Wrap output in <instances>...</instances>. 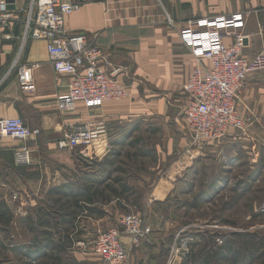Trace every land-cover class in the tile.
<instances>
[{"label":"crops","instance_id":"1","mask_svg":"<svg viewBox=\"0 0 264 264\" xmlns=\"http://www.w3.org/2000/svg\"><path fill=\"white\" fill-rule=\"evenodd\" d=\"M17 2L21 4V0ZM260 9L264 10V0H97L84 3L78 12L66 18L64 28L68 33L96 34L95 42L109 55L108 70L127 86L129 96L92 108L78 104L74 112L65 115L58 112L55 98L65 91L69 77L54 72L45 41L30 40L21 49L20 62L38 66L32 70L35 92L25 93L19 87L17 68H12L19 42L14 37L3 38L4 34L17 36L22 31L21 26L16 27L21 16L13 10L9 25L0 26V118L19 116L32 131L26 143L32 147L33 163L37 154L56 148V141L67 122L103 121L113 125L150 119L155 125L163 126L166 138L172 141L178 131L173 130L172 118L187 104L183 84L194 68L207 64L196 57L184 41L187 21L193 20V28L202 33L217 32L220 42L226 45L234 42L235 34H241L245 37L241 53L251 58L264 40V18L260 16ZM219 17L229 19L230 25H221ZM205 19H209V24L203 22ZM236 107L247 127H252L250 131L240 133L230 129L221 140L203 142L198 146L203 154L216 155L215 159H221V155L222 159L229 160L226 153L236 154L235 149L239 147L248 156L257 155L255 140L259 148H264V72L245 80ZM102 139L96 146V152L100 154L109 142L110 134L103 135ZM179 140L186 143L182 135ZM20 144L8 137H0V264H16L18 253L24 258V264L32 263L33 251L38 252L40 259H48L49 251L55 254L57 248L30 249L31 235L22 223L34 201L30 196L32 190H28L34 185L37 187V183L49 191L65 192L70 187L55 182L57 178L51 184L50 175L60 173L56 169L44 168L39 179L22 175L25 166L18 167L13 162L14 149ZM71 194L76 196V192L66 191L67 196ZM166 194L167 191H155L153 199H163ZM14 196L18 199H13ZM21 201H28V204ZM156 236L148 235L137 247L130 246L129 239L123 236L131 253L126 264H139L140 261L141 264L142 261L143 264H167V249L165 253V248L155 241ZM18 237L21 239L19 244L15 242ZM61 253L58 251L57 254ZM74 258L71 264H102L89 250L78 249ZM54 259L49 261L68 264L56 255Z\"/></svg>","mask_w":264,"mask_h":264},{"label":"rangeland","instance_id":"2","mask_svg":"<svg viewBox=\"0 0 264 264\" xmlns=\"http://www.w3.org/2000/svg\"><path fill=\"white\" fill-rule=\"evenodd\" d=\"M260 16L264 18L262 9ZM104 124L103 135L110 134V139L101 154L96 146L103 135L86 156L78 148H53L23 167L22 175L34 179L42 176L44 168L59 170L50 175L51 184L54 178L68 184L65 193L76 192V201H87L86 191H99L93 201L100 202L93 205L96 213L90 218L88 212H79L73 223L63 222L65 209L60 207L68 201L65 194L50 195L39 183L28 190L34 201L22 223L31 235L30 249L57 248L55 254L47 253L48 259H40L33 251L31 264H53L49 259L55 255L71 264L78 249L94 253L93 241L107 230L116 229L122 240L123 236L129 239L120 224L124 214L140 217L151 229L148 235H157L155 241L165 253L167 249V264H264V148H259L258 141L257 155L248 156L236 147V154L226 153L229 160L221 155L215 159L216 155H205L191 144L183 111L172 118L173 130H178L172 141L166 138V129L150 119ZM180 135L186 138L185 144L180 143ZM155 191L167 194L155 200ZM148 235L138 245L129 239V245L139 246ZM173 247L181 253L170 261ZM20 255L16 264L25 263Z\"/></svg>","mask_w":264,"mask_h":264},{"label":"built area","instance_id":"3","mask_svg":"<svg viewBox=\"0 0 264 264\" xmlns=\"http://www.w3.org/2000/svg\"><path fill=\"white\" fill-rule=\"evenodd\" d=\"M88 1L97 0H21V4H17V0H0L1 27L9 25L13 10L21 16V33L3 35L5 39L14 37L19 42L12 68H17L20 89L25 93L35 92L32 70L38 66L21 63V49L30 40H43L54 72L69 77L65 91L55 98L58 112L64 115L74 112L78 104L92 108L129 96L127 86L108 70L109 55L95 42L96 34L86 31L68 33L64 28L66 18L78 12ZM9 5L14 8L8 9ZM219 20L223 26L230 25L226 17H219ZM167 21L172 22L169 18ZM203 22L209 24V19ZM193 23V20L187 21L183 30L184 41L193 54L207 64L194 68L183 84L187 100L183 119L191 144L199 146L206 141L225 138L230 129L244 132L248 128L237 110L236 101L245 80L264 71V40L259 51L248 58L241 53L245 38L241 34H235L234 42L226 45L220 42L217 32L202 33L193 28ZM105 129L103 121L67 122L56 141V148H78L79 154L86 156ZM31 135L32 131L19 116L0 118V137L21 143L13 152L15 166L31 163L32 147L26 143ZM120 224L132 245H138L151 232L150 227L133 214L122 215ZM92 244L94 253L104 263L125 264L128 260L126 243L116 229L100 233ZM178 252L181 253L180 248H172L170 261Z\"/></svg>","mask_w":264,"mask_h":264},{"label":"trees","instance_id":"4","mask_svg":"<svg viewBox=\"0 0 264 264\" xmlns=\"http://www.w3.org/2000/svg\"><path fill=\"white\" fill-rule=\"evenodd\" d=\"M22 25V21L20 20L18 24H16L17 29L19 28V26ZM49 194H56L58 196L65 194L64 197H67L68 201H63V204L61 205L60 208H64L65 209V215L63 216V222H71L73 223L75 219H73L75 216H77L79 214V212H88V213H96V209L93 205H97V203H100L99 201H93L94 198H98L99 197V191L96 192H90V191H86L84 193V195L86 196L87 201H76V196H73V194H71L70 196H67L66 193L63 190H59V189H54V190H50ZM61 197V196H60ZM71 210V211H70ZM68 215L70 216V219L66 218L65 216ZM49 224V223H47ZM60 244V243H59ZM60 246H62V244H60Z\"/></svg>","mask_w":264,"mask_h":264},{"label":"water","instance_id":"5","mask_svg":"<svg viewBox=\"0 0 264 264\" xmlns=\"http://www.w3.org/2000/svg\"><path fill=\"white\" fill-rule=\"evenodd\" d=\"M8 2H13V0H7ZM14 8V6L13 5H9L8 6V9H13ZM246 42V41H245Z\"/></svg>","mask_w":264,"mask_h":264}]
</instances>
